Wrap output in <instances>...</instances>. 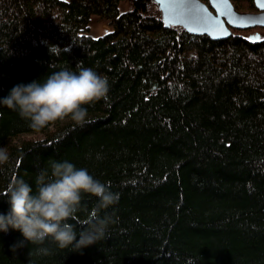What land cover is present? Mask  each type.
<instances>
[{
  "label": "trees",
  "instance_id": "obj_1",
  "mask_svg": "<svg viewBox=\"0 0 264 264\" xmlns=\"http://www.w3.org/2000/svg\"><path fill=\"white\" fill-rule=\"evenodd\" d=\"M230 2L257 12L253 0ZM92 17L112 31L90 36ZM231 33L211 41L166 28L154 0H0V100L78 62L109 83L83 127L66 119L36 131L0 104L10 157L0 214L9 183L19 177L35 192L53 161L86 168L118 194L99 213L110 217L106 239L60 249L9 228L0 264H264V29ZM50 46L68 51L51 55ZM96 203L85 194L69 221L77 239Z\"/></svg>",
  "mask_w": 264,
  "mask_h": 264
},
{
  "label": "clouds",
  "instance_id": "obj_2",
  "mask_svg": "<svg viewBox=\"0 0 264 264\" xmlns=\"http://www.w3.org/2000/svg\"><path fill=\"white\" fill-rule=\"evenodd\" d=\"M57 46H50V54L59 55ZM75 71L65 67L52 72L43 82L33 81L27 85L14 86L0 104L15 110L30 122L36 131L57 121L70 119L75 126L83 127L89 122L86 106L107 99L109 83L83 62H78ZM9 154L0 148V166L9 161ZM33 187L16 177L8 185L5 195L10 205L9 212L0 214V232L9 228L18 230L30 244H43L51 238L60 249L86 248L107 238L110 217L99 215L118 201V194L110 187L89 174L86 168H77L67 160L53 161L50 172H39ZM97 201L86 223V230L79 233L69 221L77 219L82 210L83 196ZM47 254V249H39Z\"/></svg>",
  "mask_w": 264,
  "mask_h": 264
},
{
  "label": "water",
  "instance_id": "obj_3",
  "mask_svg": "<svg viewBox=\"0 0 264 264\" xmlns=\"http://www.w3.org/2000/svg\"><path fill=\"white\" fill-rule=\"evenodd\" d=\"M162 12L165 27H180L188 35L223 41L233 30L264 29V0H253L257 13H240L230 0H154ZM260 38L250 36L251 41Z\"/></svg>",
  "mask_w": 264,
  "mask_h": 264
},
{
  "label": "rangeland",
  "instance_id": "obj_4",
  "mask_svg": "<svg viewBox=\"0 0 264 264\" xmlns=\"http://www.w3.org/2000/svg\"><path fill=\"white\" fill-rule=\"evenodd\" d=\"M127 7H128L127 4H123L120 8V11L121 12L125 11V9ZM111 31H112V27L110 25H108L106 22L101 21L96 17L91 18L90 24H89L88 34L90 36H92L93 38L101 37V36L111 32ZM254 35H252V36H254ZM41 138H43L41 135H27V136H22L21 140H40Z\"/></svg>",
  "mask_w": 264,
  "mask_h": 264
},
{
  "label": "flooded vegetation",
  "instance_id": "obj_5",
  "mask_svg": "<svg viewBox=\"0 0 264 264\" xmlns=\"http://www.w3.org/2000/svg\"><path fill=\"white\" fill-rule=\"evenodd\" d=\"M257 12H258V11H257ZM257 12H256V13H257ZM254 29H255V28H254ZM259 29H261V28H259ZM251 30H252V29H251Z\"/></svg>",
  "mask_w": 264,
  "mask_h": 264
}]
</instances>
